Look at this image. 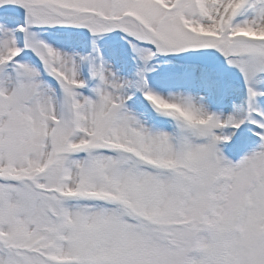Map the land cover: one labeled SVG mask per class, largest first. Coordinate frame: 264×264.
<instances>
[{"label": "snow or ice", "instance_id": "6c2138e0", "mask_svg": "<svg viewBox=\"0 0 264 264\" xmlns=\"http://www.w3.org/2000/svg\"><path fill=\"white\" fill-rule=\"evenodd\" d=\"M0 264H264V0H0Z\"/></svg>", "mask_w": 264, "mask_h": 264}]
</instances>
